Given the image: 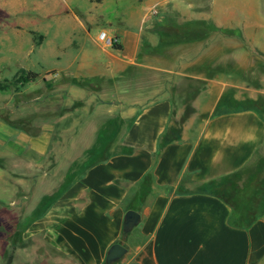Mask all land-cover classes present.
Returning <instances> with one entry per match:
<instances>
[{"label":"crops","instance_id":"1","mask_svg":"<svg viewBox=\"0 0 264 264\" xmlns=\"http://www.w3.org/2000/svg\"><path fill=\"white\" fill-rule=\"evenodd\" d=\"M111 34L121 50L98 48L111 58L110 73L98 77L108 74L102 82L111 100L103 104L124 112L117 122L101 117L82 124L79 175L54 193L46 189L36 201L43 177L35 178V166L23 167L37 185L31 200L25 194L8 200L14 207L10 219L26 220L15 231L12 261L24 247L44 264H106L109 248L119 244L124 253L110 264H264V208L247 226H233L229 219L242 217L228 204H244L239 193L253 196L264 188V177L256 176L264 173V38L251 43L250 72H258L257 84H231L236 95L226 93L228 100L246 102L226 107L225 83L217 91L222 99L212 103L206 94L187 100L190 86L175 82L185 78L200 85L197 80L220 77L203 73L204 54H188L196 62L188 70L178 68L180 59L171 69L149 66L138 54L140 31L117 28ZM89 41L98 46L96 36ZM230 41L219 38L214 47L222 43L226 52L235 43ZM243 51L232 56L237 65L245 60ZM106 124L98 137L107 143L95 146V133ZM49 142L50 129L26 139L39 156L47 155ZM8 211L1 209L2 221ZM126 211L138 221L124 232Z\"/></svg>","mask_w":264,"mask_h":264},{"label":"rangeland","instance_id":"2","mask_svg":"<svg viewBox=\"0 0 264 264\" xmlns=\"http://www.w3.org/2000/svg\"><path fill=\"white\" fill-rule=\"evenodd\" d=\"M258 25L264 29V0H0V211L9 210L8 219H0V264H5L9 255L10 264L45 263L34 253L25 254L24 247L12 261L18 244L16 232L26 220L17 223L10 219L14 207L9 201L21 194L31 200L37 185L23 167L35 166V178L43 177L36 201L46 189L54 193L79 175V131L86 128L82 124L101 117L117 122L124 112L119 105L113 111L103 104L111 100L102 82L108 74L105 78L98 75L109 72L111 58L100 53L102 46L97 41L98 46L92 44L90 37L104 31L111 38L109 32L114 29H137L142 62L169 69L175 64L172 61L180 59L178 68L188 70L196 63L191 61L195 58L188 61V54H204L200 56L206 58L203 73L206 70L220 77L206 78L204 84L197 80L200 85L185 78L175 82L190 86L191 91L184 89L191 92L187 100L206 94L214 103L222 99V93L217 98L222 83L227 85L222 90L227 100L226 93L236 95L231 84L236 88L257 84L253 75L258 72H250V56L252 41L264 38ZM219 38L235 43L225 52L222 43L214 47ZM143 47L146 53L141 52ZM241 51L245 60L237 65L231 59ZM84 54L91 57L83 59ZM257 63L262 66L261 61ZM21 70L33 72L37 78L23 85L12 84L13 75ZM228 101L226 107L246 102ZM43 129H50L48 153L34 155L26 139ZM256 176L263 178L264 173Z\"/></svg>","mask_w":264,"mask_h":264},{"label":"trees","instance_id":"3","mask_svg":"<svg viewBox=\"0 0 264 264\" xmlns=\"http://www.w3.org/2000/svg\"><path fill=\"white\" fill-rule=\"evenodd\" d=\"M111 50L114 51H120L121 47L118 44V39L117 37H112V41H111ZM148 50L147 48L143 47L141 49V52L146 53ZM37 78V74L30 72V71H18L17 73H15L12 77V84H19V85H23V84H27L30 82H33L35 79ZM2 87H0L1 89ZM106 128L107 126H105L103 129L100 130V132L105 133L106 132ZM118 132V129L116 128V133ZM99 139V140H98ZM107 142L103 143V139L102 136H99L94 145L95 146H102L103 144H106ZM260 187H263L262 185ZM263 191L259 192V194H255L253 196L251 195H246V192H241L239 193L240 195H243V199H244V204L241 205H236V204H229V206L231 207V209H233L234 214H236V216H241L242 219L239 221L238 219L235 220V218L231 217L229 219V223H231V225L233 226H247L251 220L258 216L261 212L262 209L264 208V188L262 189ZM245 195H246V199H245ZM261 200L262 203L258 204V202H261L258 200V198H262ZM258 200V201H257ZM11 262V256L9 255L7 257V260L5 262V264H10Z\"/></svg>","mask_w":264,"mask_h":264},{"label":"water","instance_id":"4","mask_svg":"<svg viewBox=\"0 0 264 264\" xmlns=\"http://www.w3.org/2000/svg\"><path fill=\"white\" fill-rule=\"evenodd\" d=\"M138 221V215L134 211H126L123 217L122 231L126 232L131 229ZM124 253V249L119 244H113L106 256L105 263L110 264L111 262L120 258Z\"/></svg>","mask_w":264,"mask_h":264},{"label":"built area","instance_id":"5","mask_svg":"<svg viewBox=\"0 0 264 264\" xmlns=\"http://www.w3.org/2000/svg\"><path fill=\"white\" fill-rule=\"evenodd\" d=\"M96 41L104 48H111L112 37H108L104 31H99L96 34Z\"/></svg>","mask_w":264,"mask_h":264}]
</instances>
